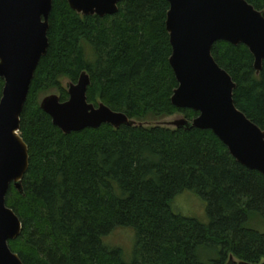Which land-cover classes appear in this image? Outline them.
<instances>
[{
    "label": "trees",
    "instance_id": "16d2710c",
    "mask_svg": "<svg viewBox=\"0 0 264 264\" xmlns=\"http://www.w3.org/2000/svg\"><path fill=\"white\" fill-rule=\"evenodd\" d=\"M246 1L264 11V0ZM167 10L166 0H121L113 15L81 16L68 0H52L47 52L20 115L29 167L22 192L10 186L5 199L21 221L8 245L23 264H226L229 255L264 264V232L252 227L264 223V175L239 164L210 130L144 125L197 115L171 103ZM211 53L236 85V107L264 130V61L256 74L243 44L217 41ZM82 71L89 103L137 125L69 134L54 126L40 95L57 91L66 101L61 79L76 83ZM3 84L0 77V99ZM185 190L206 201L207 225L173 211ZM116 228L134 230L130 262L103 243Z\"/></svg>",
    "mask_w": 264,
    "mask_h": 264
},
{
    "label": "water",
    "instance_id": "95a60500",
    "mask_svg": "<svg viewBox=\"0 0 264 264\" xmlns=\"http://www.w3.org/2000/svg\"><path fill=\"white\" fill-rule=\"evenodd\" d=\"M121 0H68L82 16L113 15ZM165 27L171 54L169 65L177 87L171 103L197 113L179 118L175 128L210 130L241 165L264 175V130L249 120L233 100L236 88L229 73L214 60L211 49L217 41L245 45L254 58L256 74L264 61V11L246 0H166ZM52 0H0V264H23L8 242L21 233V221L6 206L12 185L22 192L29 167L28 146L20 136V115L34 72L48 48V16ZM90 84L86 71L68 85V99L45 96L40 108L64 134L109 124L133 126L136 121L103 103L87 101ZM226 264H252L228 256Z\"/></svg>",
    "mask_w": 264,
    "mask_h": 264
},
{
    "label": "rangeland",
    "instance_id": "374dc122",
    "mask_svg": "<svg viewBox=\"0 0 264 264\" xmlns=\"http://www.w3.org/2000/svg\"><path fill=\"white\" fill-rule=\"evenodd\" d=\"M70 81L67 78L61 79V84L63 87L68 89ZM56 94L58 96L57 91H51L49 93H44L40 95L39 102L47 95ZM179 118H185L182 113H176L170 116H165L162 118L151 119L147 121L148 123H144V125H161L166 126L168 128H175L172 124L173 121ZM137 125V122L136 124ZM12 186V185H10ZM14 188V187H13ZM207 203L204 201L198 194L191 190H185L178 195L172 201V209L174 212L183 215L184 217L194 218L198 220L200 223L207 225L209 223V218L207 215ZM254 222V221H253ZM252 227L258 231L264 232V223L261 225V221L254 222ZM22 232V230H21ZM21 236L17 237V239ZM103 243L109 247H116L121 249L122 256L125 262H130L133 254V248L135 246V233L131 228H116L113 232H111L108 236H106L103 240ZM206 260V256H204ZM235 259V258H234ZM237 260V259H235ZM264 262V261H263Z\"/></svg>",
    "mask_w": 264,
    "mask_h": 264
},
{
    "label": "flooded vegetation",
    "instance_id": "af4514ba",
    "mask_svg": "<svg viewBox=\"0 0 264 264\" xmlns=\"http://www.w3.org/2000/svg\"><path fill=\"white\" fill-rule=\"evenodd\" d=\"M82 16V15H81Z\"/></svg>",
    "mask_w": 264,
    "mask_h": 264
}]
</instances>
